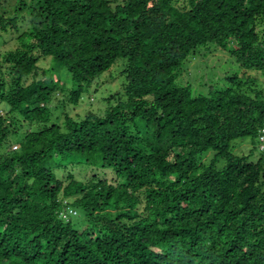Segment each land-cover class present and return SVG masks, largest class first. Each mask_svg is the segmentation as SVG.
Masks as SVG:
<instances>
[{
	"label": "trees",
	"instance_id": "obj_1",
	"mask_svg": "<svg viewBox=\"0 0 264 264\" xmlns=\"http://www.w3.org/2000/svg\"><path fill=\"white\" fill-rule=\"evenodd\" d=\"M32 16L0 64V264H264V94L234 76L207 96L175 83L209 43L264 72V0H39ZM18 23L0 15V31ZM46 58L69 89L37 78ZM119 58L124 101L49 124L56 92L76 105ZM245 139L255 162L231 150ZM91 160L114 177L55 173Z\"/></svg>",
	"mask_w": 264,
	"mask_h": 264
},
{
	"label": "rangeland",
	"instance_id": "obj_2",
	"mask_svg": "<svg viewBox=\"0 0 264 264\" xmlns=\"http://www.w3.org/2000/svg\"><path fill=\"white\" fill-rule=\"evenodd\" d=\"M22 0H0V15L6 17H17L19 23L17 25V31L13 29H7L6 31H0V64H2L3 55L8 51L15 50L19 45L18 36L24 32L30 31L35 26V20L32 16L33 8L38 9L39 0H23L24 6H21ZM261 26L258 30H263ZM232 43H228L226 49L218 48L213 43H209L206 46L198 47L194 54L190 55L181 65L176 79V85L179 87L189 86L193 97L207 96L213 91H220L227 87H234L233 82L237 80H231V77H237L240 80L252 79L254 80L252 89L261 91L264 94V72H257L253 70H245L240 67L235 57L230 54V50L233 48ZM126 60L119 58L115 64L105 73L96 78L90 86L86 89L82 95L80 102L76 105H72L67 101V94L56 92L52 97V101L48 105L51 113V120L49 124H56L61 129L64 127L65 116H68L74 120L82 119L88 112H92L97 115H102L106 108L114 106L118 101H124L123 86L126 84V77L124 74ZM56 64L52 62L50 58L41 60L38 63L40 70L38 71V77L43 79L42 72L46 78L51 77L55 80L58 76L61 79V83L66 85L69 89V75L64 69L58 72ZM2 68L5 71L6 65L2 64ZM32 78L28 79L30 83ZM244 90L249 93L248 88ZM114 96V97H113ZM27 128L35 130L36 127H27L23 125V130L20 132V136L25 133ZM18 137H11V149L14 146H18L15 141ZM232 151L236 155H248L252 149H254L250 160L255 162L261 158V153L258 150V145L255 142H251L250 139L243 141L236 140L232 142ZM10 150V146L6 148ZM212 156L210 152L204 159L206 162ZM92 165L82 164L74 167H68L65 171H55L57 177L62 180H66L68 173H71L73 177L85 182L91 175H96L99 178L106 177L109 181L114 177L111 170H104L100 168V164L91 160ZM223 162L218 163V167L221 168ZM75 216L70 218V222L73 223L76 228L82 230L86 224L84 222L83 214H80L78 210Z\"/></svg>",
	"mask_w": 264,
	"mask_h": 264
},
{
	"label": "built area",
	"instance_id": "obj_3",
	"mask_svg": "<svg viewBox=\"0 0 264 264\" xmlns=\"http://www.w3.org/2000/svg\"><path fill=\"white\" fill-rule=\"evenodd\" d=\"M259 141H260L259 142V149H260V151H264V131L262 132V135L259 137ZM17 148H18V146H14L13 147L14 150H16ZM69 213L72 214V215H75L74 212L69 211Z\"/></svg>",
	"mask_w": 264,
	"mask_h": 264
}]
</instances>
